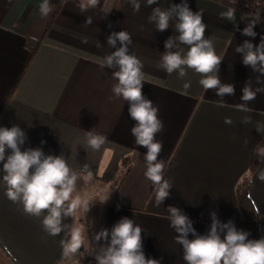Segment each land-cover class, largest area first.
Masks as SVG:
<instances>
[{
  "label": "crops",
  "instance_id": "0c3cea01",
  "mask_svg": "<svg viewBox=\"0 0 264 264\" xmlns=\"http://www.w3.org/2000/svg\"><path fill=\"white\" fill-rule=\"evenodd\" d=\"M42 2L0 0V126L17 125L26 133L22 150L40 148L45 155H62L78 174L76 189L91 181L105 185L99 193L103 197L86 205L96 254L88 249L82 264H97L95 256L108 241H97L96 235L102 229L110 233L122 217L142 228L146 257L160 264H187L183 246L175 240L179 233L170 227L169 205L188 215L199 234L208 233L213 212L220 222L231 220L242 229L236 189L248 174L254 148L264 136L256 130L257 124H264V92L257 93L248 104V112L238 111L235 105L244 103L240 97L246 83L253 90L264 88V74L244 65V54L236 48L246 40L258 45L264 37V20L254 24V37L243 35L242 30L255 16L215 0H188L192 11L202 12L205 38L214 42L217 55L223 58L217 73L221 83L234 85L235 95L221 98L215 89L205 91L199 83L201 75L194 70L185 68L187 74L180 78L178 72L168 74L159 67L168 51L165 41L179 33L175 19L166 30L159 31L148 17L153 8H168L182 0H159L153 5L138 0L139 11L133 10L130 0H100L96 7H88L87 0H49L52 11L47 16L40 13ZM105 8L110 9L107 14ZM229 10L234 11L236 26L222 15ZM87 17L92 18L91 24H85ZM121 30L131 34L129 53L143 65L142 92L158 107L164 125L156 134L163 145L158 159L164 162V179L172 187L159 206L155 189L144 175L147 149L136 145L130 132L136 122L128 113V102L112 92L118 66L102 67L105 57L121 47L119 40L110 46L108 36ZM33 36L37 39L32 40ZM187 47L176 40L171 51L186 54ZM185 83H190L186 94ZM221 99L225 107L217 106ZM226 117L232 124L224 122ZM246 117L251 123L243 122ZM87 131L106 137L99 151L87 146ZM8 153L10 149H6ZM261 171L264 162L260 160L250 177L248 194L264 237V181L258 179ZM3 175L0 163L3 262L79 264L77 254L62 255L61 242L70 239L74 227L72 216H62V231L49 235L41 222L47 212L40 217L24 213L21 204L7 198Z\"/></svg>",
  "mask_w": 264,
  "mask_h": 264
},
{
  "label": "clouds",
  "instance_id": "9594fccd",
  "mask_svg": "<svg viewBox=\"0 0 264 264\" xmlns=\"http://www.w3.org/2000/svg\"><path fill=\"white\" fill-rule=\"evenodd\" d=\"M99 2L100 0H87V6L96 7ZM130 3L134 11H139L138 0H130ZM146 3L158 4L159 0H146ZM39 10L42 16H47L52 11L49 0H43ZM109 11L108 8L104 9L105 14ZM222 15L233 21L236 26L233 10ZM253 15L255 20L242 30L243 35L253 37L256 35L253 26L260 19V14L256 12ZM172 19L176 20L175 30L179 35L169 37L165 41V49L168 51L162 55L159 67L168 74L178 72L180 78L186 76L185 68L192 69L201 75L199 83L205 91L215 89L221 98L225 95H235L234 85L222 84L217 74L223 58L217 55L214 42L205 38L206 25L202 12L192 11L188 6V0H182V3L172 4L168 8L162 9L159 6L153 8L148 17L149 22H155L159 31L166 30ZM91 22L92 18L87 17L85 24ZM31 39L37 38L33 36ZM117 40L120 41L121 47L105 57L102 67L118 66V70L113 73L117 83L113 85L112 92L115 97L128 102V113L136 122L130 132L135 138L136 145L147 149L144 154L146 163L144 175L155 189V201L159 206L169 196V189L172 187L164 179L165 164L158 159L163 145L156 140V134L163 131V121L158 117V107L154 106L152 100L147 99L142 92L143 65L137 56L129 53L131 34L121 30L108 36L110 46L114 47ZM176 40L188 46L186 54L171 51ZM236 51L244 54V65L264 74V37L258 45L246 40L243 45L237 46ZM188 88L190 83H185V94ZM259 92H264V88L257 87L253 90L252 86L246 83L240 97L244 103L235 105V108L241 112L250 111L248 104L255 100ZM216 104L218 107L226 106L223 99L216 101ZM224 122L232 124V120L227 117ZM243 122L251 123L247 117ZM256 130L264 134V124H257ZM25 140L26 133L19 126H0V163L4 173L2 179L6 185V196L12 202L21 204L26 214L40 217L42 213L47 212L41 221L43 228L49 235L56 236L62 231V216H75L82 207L87 210V206L83 205L81 200L72 199L79 177L62 155H45L40 148L22 150L21 145ZM85 141L93 151H99L106 143V137L94 131H87ZM6 149H10L7 155ZM254 154H258L259 159L264 162V147H258ZM90 177L91 173L88 174V178ZM258 179L264 181V171L259 173ZM167 211L170 213L168 216L170 227L179 233L175 240L183 246V259L187 264H264V237L249 239L248 231L238 230L231 220L227 223L220 222L215 212L211 214L212 223L208 233L199 234L193 227V221L179 208L169 205ZM256 214L258 215V212ZM141 231L142 228L128 217H122L115 223L110 233L108 229H102L95 239L99 241L103 238L108 243L95 256L97 264H160L158 260L145 256ZM189 233H192L194 238L189 239ZM61 243L64 257L76 255L83 245L81 230L73 227L70 239Z\"/></svg>",
  "mask_w": 264,
  "mask_h": 264
},
{
  "label": "trees",
  "instance_id": "16d2710c",
  "mask_svg": "<svg viewBox=\"0 0 264 264\" xmlns=\"http://www.w3.org/2000/svg\"><path fill=\"white\" fill-rule=\"evenodd\" d=\"M215 1H218L228 7L247 13L249 15H253L256 12H259L260 19L264 20V0H238L237 2H231L229 0H215ZM33 54H34V48L31 49V56ZM263 141H264V136L255 146L254 151L258 147H262ZM254 151L249 165L248 174L239 182L236 189V196H237L236 208L243 221L242 230L248 231L250 233L249 239L261 238V233L258 223V215L256 214V210L248 194L250 187V177L253 174V172L256 170L260 162L259 155L254 154ZM85 214H86L85 225L87 227L86 233L88 237V246L89 249H92V252L95 255L96 249L93 243L91 225L88 220L87 210L85 211Z\"/></svg>",
  "mask_w": 264,
  "mask_h": 264
},
{
  "label": "rangeland",
  "instance_id": "374dc122",
  "mask_svg": "<svg viewBox=\"0 0 264 264\" xmlns=\"http://www.w3.org/2000/svg\"><path fill=\"white\" fill-rule=\"evenodd\" d=\"M105 185L103 183H95L94 181L86 182L82 188H77L76 192L74 191L72 194V199H79L81 200L83 205H87L89 201H94L101 199L103 195L99 193L102 192ZM72 223L73 226L80 229L83 238V245L78 250L77 256H80L79 264H82L87 259V251L89 249L88 246V237H87V227L85 225V216H84V208L82 207L80 210L77 211L75 216H72ZM3 257H0V264H11L3 262Z\"/></svg>",
  "mask_w": 264,
  "mask_h": 264
}]
</instances>
